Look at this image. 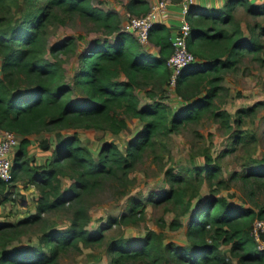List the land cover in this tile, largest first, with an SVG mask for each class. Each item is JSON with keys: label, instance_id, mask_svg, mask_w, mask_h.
Here are the masks:
<instances>
[{"label": "trees", "instance_id": "1", "mask_svg": "<svg viewBox=\"0 0 264 264\" xmlns=\"http://www.w3.org/2000/svg\"><path fill=\"white\" fill-rule=\"evenodd\" d=\"M169 1L174 4L179 0ZM237 1L224 0L226 13L220 17L221 21L228 17L230 7ZM46 3L77 11L105 27L115 17L114 12L101 9L89 0H46ZM127 7L133 11L130 4ZM246 10L264 13V2L257 7L249 3ZM215 11L219 12V9ZM44 15L43 9L37 7L31 13H23L21 26L16 32L0 30V128L12 130L20 136L12 158V183L8 186L13 188L14 181L22 173L26 184L37 189L34 211L20 219L27 222L36 221L42 213L58 209L78 198L82 192L96 187L105 176L117 172L126 175L143 148L151 144L152 136L167 134L183 123L198 119L211 105L214 85L197 97L184 98L180 93L181 83L191 73L198 78H206L210 83L214 79V72L232 64V54L238 47L233 44L229 55L222 59L214 57L196 61L200 44L210 39L215 42L223 29L213 26L214 31L209 33L206 28L196 26L195 23L203 16H210L213 21L214 14L207 12L202 5H191L184 14L189 25L185 44L195 60L182 67L175 76L172 89L184 100L178 108L169 111L167 104L160 100L139 106L133 91L137 75L160 77L159 86L163 89L169 85L170 71L165 61L171 51L172 32L162 22H154L148 29L147 40L157 47L155 52L146 50L132 34L124 30L118 32L112 42L95 39L92 47L81 55L76 64L72 83L79 89L81 97L72 100L67 96L69 87L61 81L56 62L41 55ZM115 26L116 22L113 28ZM261 30L264 32L263 26ZM69 42L71 38L64 37L49 45V49L63 48ZM258 47L259 43L255 48ZM119 70L123 73L122 78L117 76ZM211 72L213 76L209 75ZM16 74H22V77L16 78ZM249 108L240 107L237 111L245 112ZM212 113L222 125L229 123L226 111L219 109ZM125 116L138 118L141 126L126 138L122 148L109 140L92 151L91 147L79 143L75 130H72L69 133H56L45 164L34 166L28 161L26 147L31 131L53 126L71 127L68 125L70 120L79 122L87 118H101L104 124L90 128L106 129L114 135L126 127ZM82 126L86 128L89 125L86 123ZM39 146L44 150L49 148L45 139L39 141ZM210 159V155L204 153L201 164L194 165L193 173H202V179L208 178L216 170V167L209 165ZM64 163L72 169L73 175L70 183L61 188L59 175ZM254 171V178L264 190V169L260 167ZM164 174L168 188L150 191L147 200L153 203L170 200L182 206L168 226L176 229L181 225L180 217L186 214L184 235L187 243L175 245L170 241L162 242L161 235L153 229H146L142 236L112 237L106 242L107 259L101 264H127L129 260H137L138 264H147L148 261H159L161 264H226L229 262L228 256L220 254V243H228L227 250L238 263L264 264V247L258 248L250 233L254 219L264 221V206L254 210L230 202L223 195L212 196L209 193L203 199L195 188L186 192L189 181L182 174L168 170ZM196 180L199 185L201 180ZM4 187L5 182L0 179V202L7 198L8 192H2ZM194 196L197 197L191 204L189 199ZM142 210L141 201L132 200L125 211L116 216L108 215L95 227L88 228L87 206L76 205L64 229L52 228L42 232L40 241L47 246V252L40 245L32 246L26 251L5 253L0 256V264H52L59 251L69 247L78 248V242L98 243L103 239V231L107 227L114 223L135 221ZM5 223L0 220V228ZM258 238L264 242V226L258 232Z\"/></svg>", "mask_w": 264, "mask_h": 264}, {"label": "rangeland", "instance_id": "2", "mask_svg": "<svg viewBox=\"0 0 264 264\" xmlns=\"http://www.w3.org/2000/svg\"><path fill=\"white\" fill-rule=\"evenodd\" d=\"M89 1L101 9L115 13L109 26L105 27L77 11L64 10L57 5L46 3V0H0V30L16 32L21 26L23 13H31L37 7L43 9L45 15L41 28V55L56 62L61 81L69 87L67 96L72 100H79L81 97L79 89L72 83L73 72L77 69L76 64L81 55L92 47L95 39L112 42L116 34L124 30V11L130 10L127 7L129 4L133 8V11L130 10L132 13L140 14L153 0ZM263 2L264 0H238L230 7L228 17L221 21L220 17L226 13L224 0H210V3L202 0L200 3V0H197V4H201L203 9L210 14L213 12L214 20L212 21L210 16H203L195 25L206 28L209 33L214 31L213 26L222 28L223 32L215 42L210 39L211 41L200 44L196 61L214 57L222 59L229 55L233 44L238 45L232 54V64L222 67L217 73L211 72L209 75H214V79L210 83L206 78H198L195 73H191L180 85V93L184 98L197 97L209 86L214 85L209 108L203 111L198 119L183 123L174 131L152 136L151 144L143 148L138 160L126 175L122 176L117 172L103 177L96 187L82 192L78 198L64 203L58 209L42 213L40 218L33 222L20 219L34 211L37 189L26 184V178L20 173L13 184L14 198L8 196L7 200L0 203V220L6 222V225L0 228V256L26 251L36 245H40L42 250L47 252V246L40 241L42 232L52 228L64 229L69 223L71 210L76 205L87 206V226L93 228L108 215L116 216L125 211L132 200H140L143 206L137 220L111 224L103 231V239L100 242H78V248L69 247L59 251L52 264H101L107 259L105 246L108 239L118 236H142L146 229L159 233L162 242L186 244L183 233L185 214L180 217L179 227L170 229L168 226V222L182 206L170 200L159 203L147 200L150 191L168 188L165 170L182 174L189 181L186 192L195 188L203 199L209 193L212 196L223 195L230 202L254 210L264 206V190L253 175L256 168L264 169V32L261 30V27H264V13H250L246 10L249 3L257 7ZM216 9H219V12L215 11ZM114 22L116 26L113 28ZM64 37H70L71 42L57 50L49 49V45ZM257 43L259 47L255 48ZM143 47L149 52L157 50V47L150 43ZM14 76L20 78L22 74ZM117 76L122 78L123 73L119 70ZM159 79L160 77L145 78L137 75L133 91L138 105L160 100L167 104L169 111H173L184 100L179 98L171 85L166 89L160 87ZM240 107L250 108L245 112H238ZM219 109L228 113L227 125H222L213 115L212 112ZM125 120L126 127L114 135L106 129L90 128L96 124H104L101 118H87L79 122L70 120L68 125L71 127L53 126L31 131L26 147L28 161L34 166L45 164L56 133H69L72 130H75L79 143L91 147L92 151L109 140L122 148L126 138L141 126V120L136 117L125 116ZM86 123L89 126L85 128L82 125ZM42 139L49 144L48 150L39 146ZM204 153L210 155L209 165L216 167V170H213L208 178L202 179V173L196 175L193 171L195 164H201ZM61 170L60 184L70 183L72 169L64 163ZM196 179L201 180L199 185ZM196 197L189 199L191 204L195 202ZM227 247L228 243H220L218 246L220 254L228 256L229 262L226 264H243L236 261ZM138 263L137 260L127 262ZM147 264L161 263L148 261Z\"/></svg>", "mask_w": 264, "mask_h": 264}, {"label": "built area", "instance_id": "3", "mask_svg": "<svg viewBox=\"0 0 264 264\" xmlns=\"http://www.w3.org/2000/svg\"><path fill=\"white\" fill-rule=\"evenodd\" d=\"M191 5H197V0H179L176 4L171 3L169 0H153L148 3L147 9L140 14L124 11L125 22L123 29L132 34L136 41L143 46L148 44V29L154 22L164 23L172 32L170 37L171 51L165 61L170 71L168 84L171 86L181 68L195 60V57L185 44L189 25L184 18V14ZM173 6H176V8ZM173 9L176 10L174 11ZM174 18L176 19L175 22H173ZM19 139L20 136L16 132L0 128V179L5 182L2 192H8L7 198L8 196L14 198V190L8 185L12 183V158ZM263 226V220L254 219L250 230L258 248L264 247V242L258 238V232L263 229Z\"/></svg>", "mask_w": 264, "mask_h": 264}, {"label": "crops", "instance_id": "4", "mask_svg": "<svg viewBox=\"0 0 264 264\" xmlns=\"http://www.w3.org/2000/svg\"><path fill=\"white\" fill-rule=\"evenodd\" d=\"M199 1V0H198ZM202 1H206V3H210V0H202ZM200 3H201V0H200ZM201 5V4H200ZM173 7H175L176 8V6H173ZM174 11L176 10V9H173ZM176 21V19L174 18L173 19V22H175ZM68 184L67 183H65L64 185H61L60 184V187L61 188H65L66 186H67ZM193 206V205H192ZM87 213H88V208H87ZM185 216H186V214H185ZM89 221V220H88ZM185 221H186V219H185ZM88 223V222H87ZM184 225H185V222H184ZM86 227H88L87 225H86ZM89 228V227H88ZM184 233V232H183ZM184 237H185V235H184ZM186 239V238H185Z\"/></svg>", "mask_w": 264, "mask_h": 264}]
</instances>
